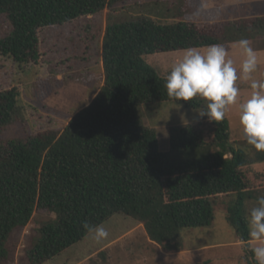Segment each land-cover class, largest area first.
<instances>
[{
  "label": "trees",
  "instance_id": "1",
  "mask_svg": "<svg viewBox=\"0 0 264 264\" xmlns=\"http://www.w3.org/2000/svg\"><path fill=\"white\" fill-rule=\"evenodd\" d=\"M124 1L0 0V15L12 24V31L0 37V55L19 65L36 62L41 28ZM261 36L264 15L175 23L150 16L110 18L102 42L104 82L93 100L62 130L0 141V264L10 256L11 235L27 226L36 210L56 217L37 227L26 250L29 264H44L82 241L89 234L84 221L101 225L115 214L142 222L149 238L165 250H183L184 231L211 226L221 196L237 195L227 219L241 241L250 242L244 204L253 189L244 168L264 162V151L244 140L234 146L227 115L212 122L211 140L194 124L172 127L170 149L162 151L140 107L175 101L200 108L205 103L170 99L167 75L146 55ZM19 97L16 86L0 89V132L23 116Z\"/></svg>",
  "mask_w": 264,
  "mask_h": 264
},
{
  "label": "rangeland",
  "instance_id": "2",
  "mask_svg": "<svg viewBox=\"0 0 264 264\" xmlns=\"http://www.w3.org/2000/svg\"><path fill=\"white\" fill-rule=\"evenodd\" d=\"M264 15V0H126L98 13L83 15L71 21L43 27L39 30L38 61L25 65L0 55V89L16 86L23 116L0 132V141L8 138L26 139L48 129L62 130L74 114L88 105L104 82L102 42L110 18L124 20L150 16L163 23L180 20L213 22ZM12 31L6 15H0V37ZM251 46H264V37L250 40ZM238 69L244 59L236 42L221 44ZM206 50L207 47L197 48ZM185 50L146 55V60L160 74L167 75L171 66L182 59ZM258 68L252 78L264 80V51L257 50ZM240 99L227 116L231 122L234 146L241 138L239 103L251 94L250 81H238ZM200 108L187 107L175 101L148 102L140 111L145 125L158 133L162 151L170 149L172 127L194 124L207 140L213 137L212 122L198 116ZM253 195L244 204L245 217L264 196V162L244 168ZM255 193V194H254ZM256 195V196H255ZM237 199L221 196L215 200V219L211 226L184 231V248L167 251L153 242L142 222L131 216L115 214L103 225L109 237L97 242L89 233L82 241L44 264H250L254 260L252 247L257 242L241 241L227 219L228 206ZM56 214L36 210L25 227L17 228L9 240L10 256L3 264H29L26 250L31 246L37 227Z\"/></svg>",
  "mask_w": 264,
  "mask_h": 264
},
{
  "label": "clouds",
  "instance_id": "3",
  "mask_svg": "<svg viewBox=\"0 0 264 264\" xmlns=\"http://www.w3.org/2000/svg\"><path fill=\"white\" fill-rule=\"evenodd\" d=\"M244 59L239 69L228 58L226 48L213 44L206 50L188 48L181 60L174 63L165 80L167 96L176 101L203 99L206 107L196 110L198 116L210 122L221 121L229 109L240 99L238 81H250V96L239 103L241 138L257 151H264V80L253 79L258 68V57L248 39L236 42ZM250 240L257 242L252 247L256 264H264V196L256 200L246 216ZM83 228L94 235L97 242L109 237L103 225H92L87 221Z\"/></svg>",
  "mask_w": 264,
  "mask_h": 264
},
{
  "label": "crops",
  "instance_id": "4",
  "mask_svg": "<svg viewBox=\"0 0 264 264\" xmlns=\"http://www.w3.org/2000/svg\"><path fill=\"white\" fill-rule=\"evenodd\" d=\"M257 39V38H256ZM253 40V39H252ZM250 41V40H249ZM255 51H257V50H260V52L261 51H264V46L263 47H260V48H255V47H252Z\"/></svg>",
  "mask_w": 264,
  "mask_h": 264
}]
</instances>
